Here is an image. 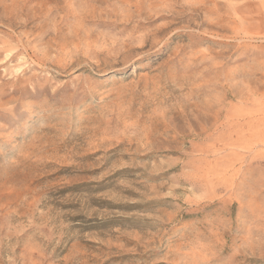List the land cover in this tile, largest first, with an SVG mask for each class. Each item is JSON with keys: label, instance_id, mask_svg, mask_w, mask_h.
Masks as SVG:
<instances>
[{"label": "rangeland", "instance_id": "rangeland-1", "mask_svg": "<svg viewBox=\"0 0 264 264\" xmlns=\"http://www.w3.org/2000/svg\"><path fill=\"white\" fill-rule=\"evenodd\" d=\"M0 264H264V0H0Z\"/></svg>", "mask_w": 264, "mask_h": 264}]
</instances>
